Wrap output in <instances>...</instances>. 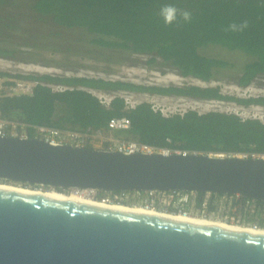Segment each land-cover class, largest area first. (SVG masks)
Masks as SVG:
<instances>
[{"label": "water", "instance_id": "water-1", "mask_svg": "<svg viewBox=\"0 0 264 264\" xmlns=\"http://www.w3.org/2000/svg\"><path fill=\"white\" fill-rule=\"evenodd\" d=\"M0 181L264 201V159L126 153L6 135L0 136ZM0 264H264V234L0 187Z\"/></svg>", "mask_w": 264, "mask_h": 264}, {"label": "trees", "instance_id": "trees-1", "mask_svg": "<svg viewBox=\"0 0 264 264\" xmlns=\"http://www.w3.org/2000/svg\"><path fill=\"white\" fill-rule=\"evenodd\" d=\"M165 4L191 11L192 21L179 26L165 25L158 15ZM28 8L34 15L49 17L59 25L83 27L96 33L98 36L93 42L101 46L143 53L149 57L148 65L161 60L167 63L168 69L184 77L210 81L215 70L231 64L200 52V47L209 44L239 49L254 57L237 77L239 86L248 87L264 75V0H29ZM242 20L249 22L243 32L224 30L229 23ZM12 54L13 51L0 43V56ZM0 75L40 82L29 94H0L1 116L6 119L60 129L93 127L108 131L111 117L126 115L131 124L127 129L114 130L118 137L204 153L264 152V121L258 117H242L236 112L221 110L200 112L193 108L164 114L147 100L126 108L125 98L116 92L230 100L245 106H264V93L243 96L224 93L219 85L144 84L52 72L0 69ZM53 85L64 88L55 89ZM92 90L116 94L106 104ZM33 132L31 129L32 136ZM257 203V212L250 214L243 210V217L246 222L264 225V201L257 200Z\"/></svg>", "mask_w": 264, "mask_h": 264}, {"label": "rangeland", "instance_id": "rangeland-1", "mask_svg": "<svg viewBox=\"0 0 264 264\" xmlns=\"http://www.w3.org/2000/svg\"><path fill=\"white\" fill-rule=\"evenodd\" d=\"M28 3L29 0L0 2V43L13 51V54L8 57L0 56L2 70L85 75L157 85H219L224 93L243 96L264 93V75L258 76L248 87H241L236 83L244 65L254 59L242 50L229 49L219 44L202 46L199 48L201 53L223 58L231 64L215 70L214 77L210 81L184 77L168 69L167 63L161 60L148 65L146 62L149 57L143 53L96 44L93 39L98 35L83 27H65L55 23L49 17H38L30 12ZM92 91L105 100H109L113 94ZM118 93H124L132 103L148 100L165 114L193 108L200 112L231 111L242 117H258L264 121L262 105L245 106L230 100L150 92L118 91ZM112 135L116 136L114 132ZM87 144L96 149H104L107 146L105 140L100 138L94 143ZM0 183L6 182L0 181ZM22 186L48 189L41 186L23 184ZM69 191L70 189H66L63 192Z\"/></svg>", "mask_w": 264, "mask_h": 264}, {"label": "built area", "instance_id": "built-area-1", "mask_svg": "<svg viewBox=\"0 0 264 264\" xmlns=\"http://www.w3.org/2000/svg\"><path fill=\"white\" fill-rule=\"evenodd\" d=\"M38 83L40 82L35 79L7 77L0 75V94H29L33 92L34 87ZM53 88L61 90L64 87L62 85H53ZM115 94H111L109 100L103 99L101 95L98 96L104 103L108 104ZM118 94L122 95L125 98L126 108L133 107L137 104L129 101L124 93ZM130 124V118L126 115H122L113 116L109 119L108 131L93 127H88L83 130H70L44 125H33L21 120L6 119L1 116L0 111V136L15 135L20 137H32L30 131L31 129H33V136L40 137L53 144L68 143L75 146L87 147L88 142L94 143L98 138H100L105 140L107 144L104 150L110 151L117 150L126 153L160 152L167 155L173 153L188 154L199 152L195 150L180 148L160 147L135 139H126L112 135L114 130L127 129ZM218 155H233L240 158L264 159V152L258 151H241L236 153L219 152ZM74 189H77V191L82 195H86L94 199L95 201L102 202L107 205L126 204L129 206H141L147 209L159 210L184 216H200L206 218L221 219L226 222L241 223L244 225L252 226L254 228L264 227V225H261L258 222L245 221L242 211L248 210L250 214H255L257 212V209L259 208V205L257 203L258 199L248 198L240 194H224L213 192L199 193L196 191H185L178 189ZM262 209L264 211V205L262 206Z\"/></svg>", "mask_w": 264, "mask_h": 264}, {"label": "bare ground", "instance_id": "bare-ground-1", "mask_svg": "<svg viewBox=\"0 0 264 264\" xmlns=\"http://www.w3.org/2000/svg\"><path fill=\"white\" fill-rule=\"evenodd\" d=\"M0 187L22 190V191H28V192H34V193H40V194H46V195L57 196V197H62V198H67V199H72V200H78V201H85V202L95 203V204H99V205H104V206H109V207H114V208H118V209L129 210V211H140V212H146L148 214L161 215V216H167V217H172V218H178V219H184V220H190V221H196V222H202V223H208V224L221 225V226H226V227L245 229V230L252 231L255 233L264 234V227L254 228L252 226L244 225L241 223L226 222V221L221 220V219L206 218V217H200V216H184V215H180V214H174V213H169V212H164V211H159V210L147 209V208H144L141 206H129L126 204L107 205V204H104L102 202L95 201L94 199H92L86 195H82L80 192L77 191V189L70 190L69 192L65 193L63 191H59V190H56L54 188H52V189L51 188H49V189L32 188L29 186H22L20 184L7 183V182L6 183H0Z\"/></svg>", "mask_w": 264, "mask_h": 264}, {"label": "clouds", "instance_id": "clouds-1", "mask_svg": "<svg viewBox=\"0 0 264 264\" xmlns=\"http://www.w3.org/2000/svg\"><path fill=\"white\" fill-rule=\"evenodd\" d=\"M158 15L163 19L164 24L168 26L181 25L182 23H190L193 19V14L191 11L186 9H181L174 4L163 5ZM249 27V22L247 20H242L240 22H231L224 29L225 31H230L233 33L243 32Z\"/></svg>", "mask_w": 264, "mask_h": 264}]
</instances>
